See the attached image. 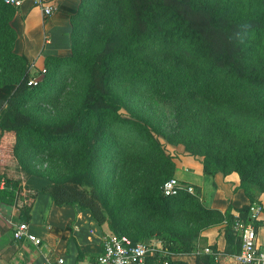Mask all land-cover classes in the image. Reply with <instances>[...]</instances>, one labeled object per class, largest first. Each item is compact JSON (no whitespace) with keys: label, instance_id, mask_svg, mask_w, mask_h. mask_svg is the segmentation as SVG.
I'll return each mask as SVG.
<instances>
[{"label":"trees","instance_id":"obj_1","mask_svg":"<svg viewBox=\"0 0 264 264\" xmlns=\"http://www.w3.org/2000/svg\"><path fill=\"white\" fill-rule=\"evenodd\" d=\"M89 8L94 9L93 13L85 14ZM106 9L115 14L111 16L110 13V20L104 24L97 17H103ZM15 12L16 7L0 0V86L10 87L0 90V96L8 93L0 108V203L14 205L19 210L20 221H29L30 210L40 192L48 193L56 206L76 204L79 209L87 210L98 225L117 219L119 208L106 205L101 188L87 190L72 178L49 180L50 183L40 190L26 186L30 175L37 174L22 163L19 151L23 144L34 149L27 145V141L32 139L54 150L65 143L85 146L90 139L98 142L105 136L106 121L112 120L133 128L147 139L151 149L163 155L158 141L159 129L113 89L114 82H122L126 78L132 80L133 77L144 87L152 86L155 78L149 76L140 80L130 73L142 71L146 65L153 69V76L158 75L152 61L161 56L186 61L209 76L229 82L248 97L245 100L249 104L244 101L239 104L242 110L252 109L254 113L261 110L264 113V4L257 10L239 12L235 9L234 0H81L76 12L70 16L71 56L48 57L42 78L48 77L53 64L74 59L77 32L83 30L85 26L80 28V23L86 21L85 33L89 34L91 45L81 63L88 83L73 114L56 123L42 122L22 109L40 88V81L38 86L27 85L31 65L25 55L14 51L16 31L11 21ZM95 13L97 17H94ZM160 80L172 89L173 85H188V80L181 76L169 77L166 81L162 77ZM252 147L250 157L246 159L206 155L200 162L204 174L227 175L235 171L239 176L236 188L243 189L249 204L257 202L252 195L253 188L264 191L255 180L264 169V147L259 139ZM91 152L93 162L100 149ZM169 163L170 175H173L175 163ZM166 179L159 188L150 186L146 194V203L153 215L170 221L186 212L193 203H198L205 217H219L224 223L225 238L235 242L238 249L234 253H238L241 244L233 229V206L229 203L221 212L200 205L197 198L199 188H195L197 195L181 191L174 196H165L160 187ZM248 206L238 209V215L244 220ZM188 243L187 247H181L169 242V249L174 254L191 251L193 247ZM210 250L209 253L199 251L191 264H218L216 250ZM81 258L82 254L78 252L77 259ZM150 264L163 263L154 258ZM167 264L187 263L171 258Z\"/></svg>","mask_w":264,"mask_h":264},{"label":"rangeland","instance_id":"obj_2","mask_svg":"<svg viewBox=\"0 0 264 264\" xmlns=\"http://www.w3.org/2000/svg\"><path fill=\"white\" fill-rule=\"evenodd\" d=\"M234 4L237 11L248 12L262 8L264 0H234ZM93 10L84 13L91 14ZM105 11L103 17L94 14L104 24L110 20V13L115 14L111 9ZM87 25L86 21L80 23V28L85 27L77 32V53L72 61L53 64L46 79L36 75L40 88L22 109L42 122L68 119L83 97L88 79L81 60L91 45L89 34L85 33ZM70 56L71 53L64 58ZM152 66L157 67L158 75L153 76V69L146 65L142 71L130 73L140 80L149 76L155 78L152 86L144 87L133 77L114 82L113 89L159 129L158 141L164 156L151 149L147 139L133 128L112 120L106 121L105 136L98 142L90 139L85 146L65 143L54 150L32 139L27 145L34 149L23 144L19 154L23 164L48 181L72 178L87 190L101 188L106 205L119 208L117 219L106 222L112 225V230L109 229L113 234L126 235L135 242L160 241L173 254L169 242L187 247L188 241L200 240L206 230H223L224 223L219 217H205L198 203L170 221H164L153 215L146 203L149 187L159 188L164 179L174 177L170 175L169 162L175 163L181 156H192L200 162L206 155L249 158L254 141L259 139L264 147V113L242 110L239 104L243 101L249 104L246 95L229 82L209 76L186 61L161 56L152 61ZM175 76L188 80V85H173L172 89L160 80ZM96 148L100 149V154L92 162L91 151ZM255 180L264 189V169ZM192 194L197 195L195 188ZM197 198L202 205L200 193ZM204 249L205 245L200 242L197 252ZM171 254L166 256L167 260H171ZM196 257L192 250H187L175 259L191 264Z\"/></svg>","mask_w":264,"mask_h":264},{"label":"crops","instance_id":"obj_3","mask_svg":"<svg viewBox=\"0 0 264 264\" xmlns=\"http://www.w3.org/2000/svg\"><path fill=\"white\" fill-rule=\"evenodd\" d=\"M52 3L53 12L43 16L32 0H23L16 8L11 25L16 31L14 51L23 54L30 65L37 69L47 68L48 57H66L70 53V16L75 13L81 0H46ZM0 96V108L5 102ZM173 176L190 183L200 190L203 206L224 212L230 203L232 213L238 215V209L249 205L243 189L236 188L239 176L236 172L227 175L204 174L200 161L192 156H181L175 162ZM50 182L44 177L30 175L25 184L29 188L40 190ZM2 187V184H0ZM254 200L263 206V212L256 222L257 242L264 244V191L253 188ZM20 221L19 210L14 205L0 203V264H40L45 256L64 257L65 264H94L102 249V239L112 235L107 223L98 225L87 210L74 205L56 206L46 192L37 194L28 221L30 231L42 239V244L34 246L29 241H16L13 227ZM200 242L205 248H214L218 254V264H237L233 258L235 246L233 240L225 238L224 229L206 230L200 240H191L192 253L197 254ZM78 252L82 258L77 259ZM197 252V253H196ZM181 253L172 254L179 258Z\"/></svg>","mask_w":264,"mask_h":264},{"label":"built area","instance_id":"obj_4","mask_svg":"<svg viewBox=\"0 0 264 264\" xmlns=\"http://www.w3.org/2000/svg\"><path fill=\"white\" fill-rule=\"evenodd\" d=\"M5 3L18 8L23 0H4ZM43 16L48 17L53 12V5L46 0H32ZM46 73V68L37 69L35 65L30 66V75L27 85L36 86L39 82V76ZM161 191L165 196H174L181 191L193 193L194 188L191 184L179 180L176 177L166 179L161 185ZM246 219L235 215L233 229L240 238V251L233 255L237 264H264V244L257 242L256 222L263 212V206L258 202H253L248 206ZM13 238L16 241H29L34 246L42 244V239L34 235L26 221H18L13 227ZM205 252H211L210 248H205ZM171 252L165 248L160 241H142L133 242L126 235L112 234L102 239V249L97 255L94 264H150L151 259L157 258L163 264H167L166 256ZM172 256V254H171ZM217 260L218 254L215 253ZM40 264H65L64 257L45 256Z\"/></svg>","mask_w":264,"mask_h":264}]
</instances>
